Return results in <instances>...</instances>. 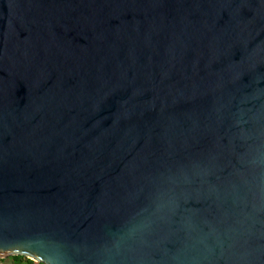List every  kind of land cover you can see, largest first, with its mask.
I'll return each instance as SVG.
<instances>
[{
    "label": "water",
    "instance_id": "water-1",
    "mask_svg": "<svg viewBox=\"0 0 264 264\" xmlns=\"http://www.w3.org/2000/svg\"><path fill=\"white\" fill-rule=\"evenodd\" d=\"M264 264V0H0V259Z\"/></svg>",
    "mask_w": 264,
    "mask_h": 264
},
{
    "label": "trees",
    "instance_id": "trees-1",
    "mask_svg": "<svg viewBox=\"0 0 264 264\" xmlns=\"http://www.w3.org/2000/svg\"><path fill=\"white\" fill-rule=\"evenodd\" d=\"M13 264H35L33 261L23 257V256H14L12 257Z\"/></svg>",
    "mask_w": 264,
    "mask_h": 264
},
{
    "label": "rangeland",
    "instance_id": "rangeland-1",
    "mask_svg": "<svg viewBox=\"0 0 264 264\" xmlns=\"http://www.w3.org/2000/svg\"><path fill=\"white\" fill-rule=\"evenodd\" d=\"M34 262V261H33ZM35 264H41L38 262H34ZM0 264H13V260L11 256L5 257L3 259H0Z\"/></svg>",
    "mask_w": 264,
    "mask_h": 264
}]
</instances>
